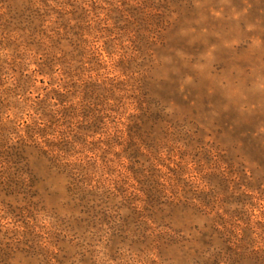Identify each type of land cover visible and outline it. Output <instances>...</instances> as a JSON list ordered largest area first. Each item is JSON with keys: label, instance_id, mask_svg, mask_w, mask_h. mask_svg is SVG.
I'll use <instances>...</instances> for the list:
<instances>
[{"label": "rangeland", "instance_id": "rangeland-1", "mask_svg": "<svg viewBox=\"0 0 264 264\" xmlns=\"http://www.w3.org/2000/svg\"><path fill=\"white\" fill-rule=\"evenodd\" d=\"M0 264H264V0H0Z\"/></svg>", "mask_w": 264, "mask_h": 264}]
</instances>
